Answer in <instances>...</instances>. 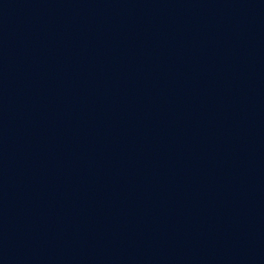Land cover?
<instances>
[{"label":"water","instance_id":"1","mask_svg":"<svg viewBox=\"0 0 264 264\" xmlns=\"http://www.w3.org/2000/svg\"><path fill=\"white\" fill-rule=\"evenodd\" d=\"M0 264H264V0H0Z\"/></svg>","mask_w":264,"mask_h":264}]
</instances>
